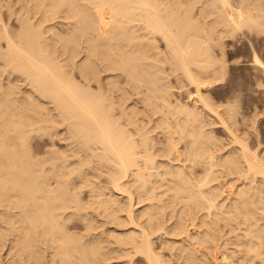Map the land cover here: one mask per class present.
<instances>
[{"label": "bare ground", "instance_id": "6f19581e", "mask_svg": "<svg viewBox=\"0 0 264 264\" xmlns=\"http://www.w3.org/2000/svg\"><path fill=\"white\" fill-rule=\"evenodd\" d=\"M237 35L264 86V0H0V264H264Z\"/></svg>", "mask_w": 264, "mask_h": 264}, {"label": "rangeland", "instance_id": "374dc122", "mask_svg": "<svg viewBox=\"0 0 264 264\" xmlns=\"http://www.w3.org/2000/svg\"><path fill=\"white\" fill-rule=\"evenodd\" d=\"M198 4L200 5V3H198ZM239 35H237L238 37H234V38L233 37L231 38V36H227V38L224 37L222 39V41H223L222 43L227 44V45L222 44V46L225 47L224 48L225 50L223 49L226 52V53L224 52L225 57L227 58V59L226 58L225 59L227 60L228 68H230V70L227 69V71H226L227 73L225 74V79L224 78L222 80L218 79L217 81L212 82L211 85L204 86L202 88V90L204 93H207V94H208L207 91H209L210 99L212 101L216 102L215 103L216 105H218V103L220 105V104H222V102L224 103V101L226 102V98H227L226 96H229V95L231 96V94H235L237 92H238L237 94L239 95V93H240V96L238 98V101H239L238 105H239L240 113H241V111H242V113H244L247 111L250 112V110H252L251 108H254L255 106L258 107V105H260V108L264 107V91H263L264 86H258L255 83V80H254V79H256L255 75H254V70H255L254 66L255 65L252 63V60H251L252 59V53H251L252 50L249 49L250 46H249V43L246 41L245 37H243L241 35L243 37L242 38ZM240 37L242 39H240ZM252 37H254V35H252ZM238 38H239V40H238ZM240 40H242V41H240ZM231 42L233 43L232 45H231ZM263 44L264 43L260 44L262 46L259 45L260 48L258 47V52H259L260 58L264 62V45ZM217 49L218 48H216V53L218 54L217 51H219V56H220L221 50H219V49L217 50ZM236 60H238V61H236ZM252 68H253V70H252ZM249 70L252 72H250ZM189 87H190V90H193L191 85L187 86V88H189ZM182 88L183 87H179V89H181V90H179L177 87L175 88V89H177V91H175L176 95L178 94L179 95L178 98H182V99H180L181 101H183L184 99H185L184 100L185 102H187L188 100L190 101V99H191V97L189 98L190 94H188L187 91L184 90L185 87H184V89H182ZM193 91H191L192 92L191 96H193L195 93V92L193 93ZM218 97H219L220 101L217 99ZM218 109L221 110V107L218 106ZM262 109H264V108H262ZM217 124L220 125L219 123H216V124H213L216 127L212 126V127H214V129H213L214 133L216 135H220L221 139H222V137H224L226 140V137H228L227 134L225 133L224 129H222L221 125L219 127V126H217ZM257 124H258L259 129L264 132V130H263L264 129V113H262L261 117H259ZM222 227L223 228H222L221 233L224 232L225 229H226V232L231 231V230H228V227L223 225V224H222ZM223 229H224V231H223ZM226 232L224 233L225 237L222 236L223 239L219 241L220 247H225L224 245H230V244H224L225 242H223L224 239L226 240V238H228V236H231L230 232H229V235H228V232H227V234H226ZM231 233H233V232H231ZM226 235H228V236L226 237ZM222 242L224 244L223 246H221ZM220 249H223V248H220ZM218 252H219L218 254H220V251H218ZM219 264H222V263L219 262Z\"/></svg>", "mask_w": 264, "mask_h": 264}]
</instances>
